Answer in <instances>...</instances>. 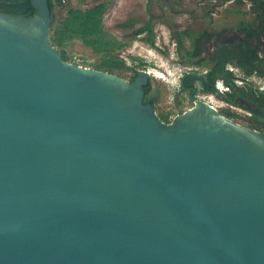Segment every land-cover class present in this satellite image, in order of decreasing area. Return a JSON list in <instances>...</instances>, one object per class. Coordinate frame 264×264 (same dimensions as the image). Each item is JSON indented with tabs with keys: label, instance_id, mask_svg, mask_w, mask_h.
<instances>
[{
	"label": "water",
	"instance_id": "water-1",
	"mask_svg": "<svg viewBox=\"0 0 264 264\" xmlns=\"http://www.w3.org/2000/svg\"><path fill=\"white\" fill-rule=\"evenodd\" d=\"M49 0L0 13V264H264V135L207 102L163 124L63 61Z\"/></svg>",
	"mask_w": 264,
	"mask_h": 264
},
{
	"label": "rangeland",
	"instance_id": "rangeland-1",
	"mask_svg": "<svg viewBox=\"0 0 264 264\" xmlns=\"http://www.w3.org/2000/svg\"><path fill=\"white\" fill-rule=\"evenodd\" d=\"M100 2L108 4L103 18V27L108 37L126 43V46L117 50L114 55H119L120 59L131 67V69L103 72L117 75L129 82L134 72L140 70L147 72L149 75L147 95L154 101V113L156 117L169 113L170 123L177 115L185 113L194 106L190 93L180 89L181 77L189 71L204 73L210 65L212 66L208 56L218 45L224 44L230 49H240L246 28L250 24L254 28L259 25L252 12L254 4L237 3L235 0H62V5H56L53 20L59 21L63 18L68 8L87 9ZM259 7L258 5L257 8ZM258 12L262 14L263 10L259 8ZM150 17H153L151 25L154 47L146 43L145 35L135 39L130 38L132 31L148 22ZM131 20L135 21L131 29H119L116 26ZM186 29L190 30L193 40H199L201 48V55L192 60L193 65H187L184 56H177L176 46L171 38L173 31L181 32ZM250 46L257 51L259 58H263L264 34L259 38H252ZM185 47L186 49L191 47L189 41L185 42ZM65 51L69 57L68 63L98 70L96 64L99 55L81 41L69 42ZM227 69L229 71L233 69L237 79L243 78L241 70L232 64H228ZM236 84L240 87H250L264 95V79L257 75L247 76L243 81L237 80ZM218 85V94L203 93L197 88L193 98L210 103L221 115L233 114L234 117L231 118L222 116L238 126L256 130L264 135V111L241 98H236L238 105L226 103L222 93L227 88L221 81ZM252 113L263 120L255 119Z\"/></svg>",
	"mask_w": 264,
	"mask_h": 264
},
{
	"label": "trees",
	"instance_id": "trees-1",
	"mask_svg": "<svg viewBox=\"0 0 264 264\" xmlns=\"http://www.w3.org/2000/svg\"><path fill=\"white\" fill-rule=\"evenodd\" d=\"M61 1L62 0H49V9L52 14L54 13L56 5H62ZM235 2H250L251 5L254 4L252 12L259 22V25L254 28V26L250 24L246 28V35L243 38L240 50L230 49L225 45L213 56L216 64L214 66L210 65L204 73L198 74L196 71L186 72L183 78L181 77L180 79V89L182 91H188L193 96L196 94L197 88L203 93L218 94L215 89V84L221 81L227 88L222 93V98L226 103L238 105L236 103V98H241L264 111V95L256 92L250 87H240L237 85V77H235L233 72L226 69L228 64H232L240 69L243 74L241 81L245 80V77L253 75H257L264 79V57L259 58L257 51L250 46V40L252 38H259L260 35L264 34V0H235ZM258 5L260 6L259 8L263 10L262 14L258 12ZM107 9V2H100L87 9L68 8L63 18L59 21L52 20L49 41L51 45L59 51L63 61H69V57L65 51L67 44L74 40H79L84 45L90 47L95 54L99 55L96 69L108 72L131 69V67L127 66L126 63L120 59L119 55H114L117 50L124 48L126 43L110 39L104 30L103 18ZM0 13L29 19L36 15L37 11L30 4V0H11L5 6H0ZM152 20L153 17H150L149 21L144 25L134 29L130 34V38L135 39L138 36L145 35L146 43L154 47L155 41L152 33ZM134 23L135 21L131 20L116 26L119 29H131ZM261 24L262 26H260ZM171 38L175 43L177 56H184L187 65H193L191 64L192 60L201 55L199 40H193L189 29L181 32L173 31ZM188 41L191 47L186 49L185 42ZM136 73L137 71L134 72L130 81L134 79ZM148 87L149 84L144 88V102L154 106V101L150 100L147 95ZM169 115V113H165L157 118L161 123L169 124ZM222 115L227 118L234 117L231 113H223ZM252 116L257 120H263L254 113H252Z\"/></svg>",
	"mask_w": 264,
	"mask_h": 264
},
{
	"label": "flooded vegetation",
	"instance_id": "flooded-vegetation-1",
	"mask_svg": "<svg viewBox=\"0 0 264 264\" xmlns=\"http://www.w3.org/2000/svg\"><path fill=\"white\" fill-rule=\"evenodd\" d=\"M9 1L11 0H0V6H5ZM225 46L224 44L218 45V47L213 51V53L211 55L208 56V60L209 62H212V66H214L216 64V61L213 59V56L219 52V50ZM235 49V48H234ZM240 50V49H239ZM201 52V51H200ZM198 58V57H197ZM227 69V67H226ZM184 76V75H183ZM182 76V78H183ZM217 91V90H216ZM190 97L192 98L193 95L190 94Z\"/></svg>",
	"mask_w": 264,
	"mask_h": 264
},
{
	"label": "clouds",
	"instance_id": "clouds-1",
	"mask_svg": "<svg viewBox=\"0 0 264 264\" xmlns=\"http://www.w3.org/2000/svg\"><path fill=\"white\" fill-rule=\"evenodd\" d=\"M218 84H219V81L215 84V89H216V90H219V85H218ZM222 92H223V91H222Z\"/></svg>",
	"mask_w": 264,
	"mask_h": 264
},
{
	"label": "built area",
	"instance_id": "built-area-1",
	"mask_svg": "<svg viewBox=\"0 0 264 264\" xmlns=\"http://www.w3.org/2000/svg\"><path fill=\"white\" fill-rule=\"evenodd\" d=\"M228 70H229V69H228ZM230 71L233 72V69H230ZM242 77H243V76H242ZM241 79H242L241 77H238L237 80H238V81H239V80L241 81ZM237 80H236V81H237Z\"/></svg>",
	"mask_w": 264,
	"mask_h": 264
},
{
	"label": "bare ground",
	"instance_id": "bare-ground-1",
	"mask_svg": "<svg viewBox=\"0 0 264 264\" xmlns=\"http://www.w3.org/2000/svg\"><path fill=\"white\" fill-rule=\"evenodd\" d=\"M151 74V73H150ZM152 75H153V73H152ZM208 103V102H207ZM209 105H211L210 103H208ZM213 107V106H212ZM214 108V107H213Z\"/></svg>",
	"mask_w": 264,
	"mask_h": 264
}]
</instances>
